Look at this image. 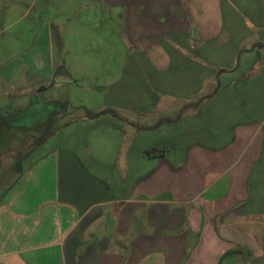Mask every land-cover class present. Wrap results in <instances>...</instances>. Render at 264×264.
I'll return each mask as SVG.
<instances>
[{
	"label": "crops",
	"instance_id": "0c3cea01",
	"mask_svg": "<svg viewBox=\"0 0 264 264\" xmlns=\"http://www.w3.org/2000/svg\"><path fill=\"white\" fill-rule=\"evenodd\" d=\"M105 3L125 52L86 110L116 117L65 103L43 135L0 119V264L264 263V0ZM33 65L14 81L41 92Z\"/></svg>",
	"mask_w": 264,
	"mask_h": 264
},
{
	"label": "rangeland",
	"instance_id": "374dc122",
	"mask_svg": "<svg viewBox=\"0 0 264 264\" xmlns=\"http://www.w3.org/2000/svg\"><path fill=\"white\" fill-rule=\"evenodd\" d=\"M111 10L105 0H0V63L10 64L0 74L9 77L4 85L9 89L5 104L11 112L6 118L0 117L1 126L29 130L35 122L32 130L38 132L42 126L43 135L50 117L53 120L54 115L60 118L63 114L60 109L65 103L81 111H98L102 107V91L98 87L109 82L103 76V67L113 78L118 76V63L125 52L121 24L109 17ZM98 50L104 51V56L97 54ZM20 63L29 64L31 69L35 63L41 68V92L14 81ZM32 74L33 71L27 72V78ZM61 81L67 87L54 90L52 84ZM9 139L7 132L1 130L0 140ZM33 142L34 139L27 146L34 147ZM55 250L50 249L49 255L43 251L38 259L45 262L40 264H56ZM156 256L155 253L153 257ZM251 260L234 254L225 256L221 264H260Z\"/></svg>",
	"mask_w": 264,
	"mask_h": 264
},
{
	"label": "trees",
	"instance_id": "16d2710c",
	"mask_svg": "<svg viewBox=\"0 0 264 264\" xmlns=\"http://www.w3.org/2000/svg\"><path fill=\"white\" fill-rule=\"evenodd\" d=\"M83 113H84V118H86V119H97V118H100V117L105 116V115H110V116L116 117L115 112H113L111 110H103V111H100L98 113H92V112H89L87 110H83ZM152 152H154V150L145 151V153L147 155H150ZM226 255L227 254L225 253V255H223L221 257V259L219 260L218 264H221L222 259H224V257Z\"/></svg>",
	"mask_w": 264,
	"mask_h": 264
},
{
	"label": "water",
	"instance_id": "95a60500",
	"mask_svg": "<svg viewBox=\"0 0 264 264\" xmlns=\"http://www.w3.org/2000/svg\"><path fill=\"white\" fill-rule=\"evenodd\" d=\"M118 257L114 255H106L103 254L100 256V264H117L118 263Z\"/></svg>",
	"mask_w": 264,
	"mask_h": 264
}]
</instances>
